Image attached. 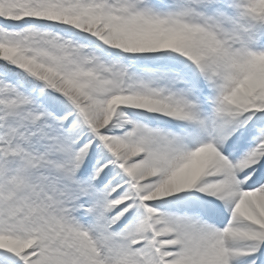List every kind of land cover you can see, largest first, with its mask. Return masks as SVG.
Masks as SVG:
<instances>
[{
    "label": "snow or ice",
    "instance_id": "6c2138e0",
    "mask_svg": "<svg viewBox=\"0 0 264 264\" xmlns=\"http://www.w3.org/2000/svg\"><path fill=\"white\" fill-rule=\"evenodd\" d=\"M0 264H264V0H0Z\"/></svg>",
    "mask_w": 264,
    "mask_h": 264
}]
</instances>
